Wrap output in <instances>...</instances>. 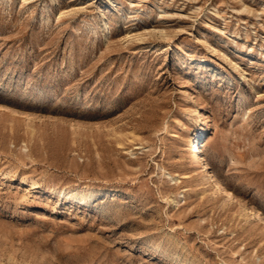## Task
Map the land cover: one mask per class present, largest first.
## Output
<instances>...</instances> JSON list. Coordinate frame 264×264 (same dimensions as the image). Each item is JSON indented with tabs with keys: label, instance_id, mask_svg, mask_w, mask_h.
I'll return each mask as SVG.
<instances>
[{
	"label": "rangeland",
	"instance_id": "rangeland-1",
	"mask_svg": "<svg viewBox=\"0 0 264 264\" xmlns=\"http://www.w3.org/2000/svg\"><path fill=\"white\" fill-rule=\"evenodd\" d=\"M0 264H264V0H0Z\"/></svg>",
	"mask_w": 264,
	"mask_h": 264
},
{
	"label": "bare ground",
	"instance_id": "bare-ground-1",
	"mask_svg": "<svg viewBox=\"0 0 264 264\" xmlns=\"http://www.w3.org/2000/svg\"><path fill=\"white\" fill-rule=\"evenodd\" d=\"M192 147V153L194 154V159L198 163L197 168L204 170L206 172L208 177L215 178V176L212 175L208 168V164L206 163L204 157L201 155V143L196 146V144H191ZM216 182L220 187L224 190L225 196L228 198L233 197V193L230 189H228L219 179H216Z\"/></svg>",
	"mask_w": 264,
	"mask_h": 264
}]
</instances>
